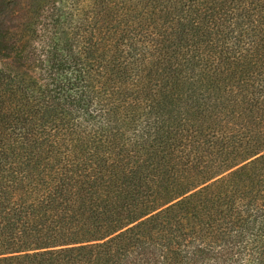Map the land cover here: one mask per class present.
I'll return each instance as SVG.
<instances>
[{
	"label": "trees",
	"instance_id": "trees-1",
	"mask_svg": "<svg viewBox=\"0 0 264 264\" xmlns=\"http://www.w3.org/2000/svg\"><path fill=\"white\" fill-rule=\"evenodd\" d=\"M26 6L0 30V264H264V0Z\"/></svg>",
	"mask_w": 264,
	"mask_h": 264
},
{
	"label": "rangeland",
	"instance_id": "rangeland-1",
	"mask_svg": "<svg viewBox=\"0 0 264 264\" xmlns=\"http://www.w3.org/2000/svg\"><path fill=\"white\" fill-rule=\"evenodd\" d=\"M26 0H2L0 2V30L17 31L25 22Z\"/></svg>",
	"mask_w": 264,
	"mask_h": 264
}]
</instances>
